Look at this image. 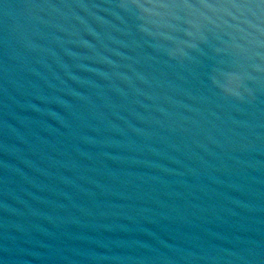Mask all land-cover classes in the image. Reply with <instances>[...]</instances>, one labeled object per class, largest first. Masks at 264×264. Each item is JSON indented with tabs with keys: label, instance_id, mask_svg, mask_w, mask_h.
I'll return each mask as SVG.
<instances>
[{
	"label": "water",
	"instance_id": "obj_1",
	"mask_svg": "<svg viewBox=\"0 0 264 264\" xmlns=\"http://www.w3.org/2000/svg\"><path fill=\"white\" fill-rule=\"evenodd\" d=\"M0 264H264V0H0Z\"/></svg>",
	"mask_w": 264,
	"mask_h": 264
}]
</instances>
